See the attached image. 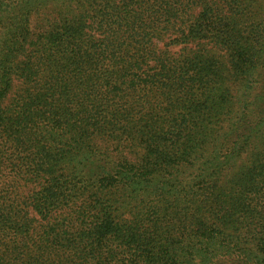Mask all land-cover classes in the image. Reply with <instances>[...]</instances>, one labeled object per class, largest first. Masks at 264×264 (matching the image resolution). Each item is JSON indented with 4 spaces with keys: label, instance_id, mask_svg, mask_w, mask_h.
<instances>
[{
    "label": "trees",
    "instance_id": "1",
    "mask_svg": "<svg viewBox=\"0 0 264 264\" xmlns=\"http://www.w3.org/2000/svg\"><path fill=\"white\" fill-rule=\"evenodd\" d=\"M0 264H264V0H0Z\"/></svg>",
    "mask_w": 264,
    "mask_h": 264
},
{
    "label": "rangeland",
    "instance_id": "2",
    "mask_svg": "<svg viewBox=\"0 0 264 264\" xmlns=\"http://www.w3.org/2000/svg\"><path fill=\"white\" fill-rule=\"evenodd\" d=\"M176 48V47H175Z\"/></svg>",
    "mask_w": 264,
    "mask_h": 264
}]
</instances>
